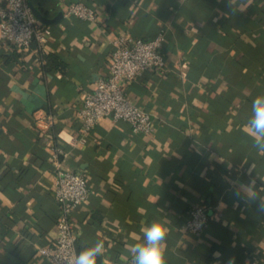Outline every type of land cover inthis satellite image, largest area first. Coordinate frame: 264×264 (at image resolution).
I'll return each mask as SVG.
<instances>
[{"label":"crops","instance_id":"1","mask_svg":"<svg viewBox=\"0 0 264 264\" xmlns=\"http://www.w3.org/2000/svg\"><path fill=\"white\" fill-rule=\"evenodd\" d=\"M75 1L94 5L95 21L64 15ZM30 3L53 33L44 45L0 44V264H52L39 248L57 234L59 148L65 165L89 183L73 221L79 250L104 241L97 264H131L130 246L159 217L170 221L167 264H264V213L257 201L234 195L238 183L255 179L264 197V154L244 127L252 100L264 94V0H233V7L229 0ZM161 31L166 70H146L125 84L155 130L135 133L106 117L80 141L77 110L109 73L113 38ZM40 48L63 65L45 72ZM197 204L209 222L186 231ZM216 244L223 250L212 252ZM211 253L220 255L208 263Z\"/></svg>","mask_w":264,"mask_h":264},{"label":"built area","instance_id":"2","mask_svg":"<svg viewBox=\"0 0 264 264\" xmlns=\"http://www.w3.org/2000/svg\"><path fill=\"white\" fill-rule=\"evenodd\" d=\"M63 14L95 21L97 10L92 4L75 1L67 6ZM52 33L50 26L40 25L30 0H2L1 45L29 48L34 39L44 45ZM165 39L164 31L149 39L133 35H118L113 38L109 73L100 76L94 89L84 93L82 105L77 110L80 141H88L94 128L106 117L113 121L128 122L135 133L150 134L155 130V120L151 113L129 98L125 84L146 70L157 73L166 70L167 60L162 51ZM39 58L42 62L45 61L41 56ZM64 154L67 153L60 148L54 153V194L59 203L57 234L53 244L39 248V252L52 264H69L77 252L73 214L89 195L86 176L66 166L61 158ZM209 219L207 208L197 204L192 207L182 226L186 231L199 232L205 228Z\"/></svg>","mask_w":264,"mask_h":264},{"label":"clouds","instance_id":"3","mask_svg":"<svg viewBox=\"0 0 264 264\" xmlns=\"http://www.w3.org/2000/svg\"><path fill=\"white\" fill-rule=\"evenodd\" d=\"M233 7V0H229ZM251 138L252 147L260 154H264V94L257 95L251 102V114L244 125ZM249 174H251V169ZM255 179L247 183H238V190L234 192L237 200L246 203L257 201L258 211L264 213V197H259L255 191ZM240 189H243L242 191ZM170 232V221L166 217L152 220L142 229V239L130 246L131 264H167V236ZM103 240L76 252L69 264H97L98 257L104 253ZM219 256V253L214 254ZM234 264V258L228 261Z\"/></svg>","mask_w":264,"mask_h":264},{"label":"trees","instance_id":"4","mask_svg":"<svg viewBox=\"0 0 264 264\" xmlns=\"http://www.w3.org/2000/svg\"><path fill=\"white\" fill-rule=\"evenodd\" d=\"M241 26L243 28L246 27L243 24ZM38 52H39L40 56L45 60L44 62H42V69L45 72H49L53 68L61 67L63 65L62 59H60V57H58L55 53H53V52H46V51L42 50L41 48L39 49ZM216 248H219L220 250H223V247L221 245L216 244V245H213L212 252ZM215 258H216L215 255L213 253H211L208 256V259H207L208 263H211V261H213Z\"/></svg>","mask_w":264,"mask_h":264},{"label":"water","instance_id":"5","mask_svg":"<svg viewBox=\"0 0 264 264\" xmlns=\"http://www.w3.org/2000/svg\"><path fill=\"white\" fill-rule=\"evenodd\" d=\"M33 10H34V12L37 14V11H36V9L33 7ZM59 16H61V15H59ZM58 16V17H59ZM45 21H47V22H51L52 20L51 19H45ZM76 250H77V252H79V248L76 246Z\"/></svg>","mask_w":264,"mask_h":264}]
</instances>
